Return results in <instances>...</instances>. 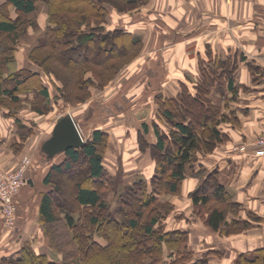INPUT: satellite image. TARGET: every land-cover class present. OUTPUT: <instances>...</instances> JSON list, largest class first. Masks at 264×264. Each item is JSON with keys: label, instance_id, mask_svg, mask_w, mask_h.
<instances>
[{"label": "rangeland", "instance_id": "1", "mask_svg": "<svg viewBox=\"0 0 264 264\" xmlns=\"http://www.w3.org/2000/svg\"><path fill=\"white\" fill-rule=\"evenodd\" d=\"M3 1L0 0V5ZM62 1L59 7L54 6L56 16L67 21L78 20L79 15L75 12L77 6L74 1ZM98 2L105 9L98 18L89 15L82 19L83 22L89 20L88 25L82 24L83 27L100 25L102 26L100 33L109 31L112 37L116 34L114 39L118 40H124L122 36H118L120 35L118 32L122 30L141 38L135 25L141 21L140 5L132 9L120 10L116 6L119 4L116 0H98ZM7 12L14 19L18 17L14 9L9 6ZM49 13L48 4L39 0L33 12L21 16L22 20L27 21L25 25L22 20L19 23V37L15 41H9L5 34H0V46L5 43L15 46V50L9 52L8 57H4L5 54L0 51L2 54L0 61L4 63L3 67L1 66L4 75L21 68L35 70L41 68L38 62L30 60V55L31 49L45 38L46 27L51 24L48 21ZM51 25L55 26L53 22ZM68 36L70 38V35ZM132 48L133 50L129 52L139 49L128 61L125 59L130 53L117 56L119 52L114 51V55L108 61L112 66L118 65V69L104 84H100L104 76H100L98 71H104L102 64H106L107 60L102 63V59L98 57V63L85 62L81 64L82 68L72 73L54 59L50 62L59 70L65 71L69 80H66V83L60 77V80L56 79L50 72H41V75L45 73L43 82L49 88V98L26 92L20 93L17 101L12 102L9 97L0 96V109L3 111L7 108L15 112L19 121L18 124H13L11 121L14 119H9L12 127L0 131V191L3 193L8 190L10 183L7 181V175L10 173L20 172L25 178L18 187L19 191L10 201L6 204L0 203V264H10V261H14L20 253H23L20 250L22 247L55 262L76 257L80 264H115V259L120 260L119 264H141L140 259L149 258L146 254L144 258L141 252L146 248L142 244L145 240L143 224L150 219L149 208H142V213L138 215L139 226L136 231L130 232L128 229L126 235H121L125 230L122 224L125 214L135 216L138 212L139 208L135 203L139 202L136 196L137 190L141 187L145 188L146 194L155 193L154 207H151L156 211L159 209L160 216L164 217L155 225L158 227V232L185 231L187 247L196 256H203L202 253L209 252L208 243L213 238L211 232L216 234V238L229 234L244 237L252 230L253 223L257 220L253 218L251 212H243V215L238 213L239 218L247 221V228L226 234L223 231H213L205 224V208L197 209L192 206L190 192L195 188L192 179L197 178L198 183L199 177L204 176V169L206 172L209 171V165L201 162L202 166H199L194 161L192 165L195 166H186L185 176L178 183L175 192L168 191V185H164V178L161 184L156 176L159 173L156 164L158 159L161 160V152L155 144L157 138L153 128H158L164 135L165 143L173 147L171 132L174 131L173 122L183 114L186 117L184 119L190 117L186 109H183L184 106L187 107V102L184 100L185 95H181L182 90L186 86L196 93L194 84L197 81L193 83L187 75L181 79L175 76L171 62H166L162 54L146 53L142 38L141 44ZM93 50L95 52L94 48ZM46 52L54 53L51 47L44 46L37 50L36 55L40 58ZM88 52L89 50H85L82 54L91 57V52L89 54ZM104 73L108 74L110 70ZM73 77L82 80L83 88L71 82ZM84 92H86L85 99L79 100V96H75L77 93L81 96ZM212 99L214 101H211L215 103L222 101L217 100L216 97ZM226 102L228 108L223 109L225 113L230 109L231 100L227 101L225 97L222 103ZM178 106H181V109ZM166 107L173 109L171 114L173 120H168L163 114ZM1 110L0 119H5ZM66 113L71 114L85 140L92 138L94 130L100 129L105 132V140L99 151L106 169L107 180L106 184L97 187L101 198L105 201V208H84L75 201V183L88 178V165L83 157L67 168L64 166L66 159L64 153H58L48 159L41 151V144L50 136L57 116ZM144 125L148 127L147 130ZM213 149L214 146L208 151ZM201 153H198L200 161L203 156ZM53 164L60 165L62 171L58 173L52 169ZM197 171L203 173L194 174ZM48 173L49 181L45 182ZM153 188L156 191L153 192ZM45 194H50L53 198L54 212L59 218L58 223H47L41 218L39 204ZM65 213L73 217L76 226L71 228L67 225ZM92 215L97 216V224L91 223ZM227 219L230 220L229 214ZM112 220L116 221L112 222ZM112 227H116L113 234ZM93 239L101 244L109 242L110 249L95 255L94 248L88 246ZM127 241H131L134 246L130 250H124ZM161 247L163 248L159 262L168 264V253L171 250L164 245ZM255 254L257 251L251 249L244 255L250 257ZM8 257L9 260H6L5 258Z\"/></svg>", "mask_w": 264, "mask_h": 264}, {"label": "trees", "instance_id": "2", "mask_svg": "<svg viewBox=\"0 0 264 264\" xmlns=\"http://www.w3.org/2000/svg\"><path fill=\"white\" fill-rule=\"evenodd\" d=\"M37 1L39 0H4L3 4L0 5V34H5L7 38H9V41H15L17 37H19L18 28L20 26L19 23L22 20L21 16H27L33 12L36 8ZM42 1L46 2L50 9V19H48V21L51 24L52 22L55 24V26L49 24L46 27L43 42L41 41L37 46L31 49L32 54L30 55V60L36 63L38 62L42 69L38 68L39 70H35L21 68L16 72L4 75L1 68L4 63L0 61L1 97H9L13 100L12 102H16L18 99L17 96H19L20 93L27 92L37 94V96L42 98H49V88L43 82V75L45 73L41 75V72H50L54 74L56 79L60 80L61 78L64 82L69 80V76L65 73V71L59 70V68L50 62L54 59L67 70L69 69L72 71V73L82 68L81 64L85 62L92 61L98 63V57L102 59V63L107 60L106 64L101 63L104 67V71H98L100 76H104L103 82L101 80L100 84H104L112 78L113 73L118 69V65L112 66V64L108 61V59L114 55V51L119 52L117 56L120 54L130 53V56L125 59V61L130 60L137 53L139 48L134 52H129V50H133V46H139L141 44V38L134 36L129 31H119L118 33H120V35L118 36H122L124 40H118L117 38L114 39L117 35L115 34L112 37V33L109 31L106 33H100L102 28L100 25L83 27L82 24L85 23L88 25L89 20L83 22L82 19L87 18L89 15L98 18L101 11L105 9V7L100 5L98 0H73L77 6L75 12L79 15L78 20L75 19L73 21L71 19L68 21L67 19H59V17L56 16L57 12L54 10V6L56 8L59 7L63 2L62 0ZM116 1L119 2L116 6L120 10H128L141 5L147 0ZM5 5L7 6L6 8ZM8 6L14 9L18 17L14 19L8 14ZM52 16L54 17L53 19ZM26 21L27 20L25 19L22 20L23 25H25ZM68 35H70V38H68ZM7 44L8 43H5L0 46V51L5 54L4 57H8L9 52L15 50L14 45L12 46L10 43L8 45ZM44 46L51 47L54 53L46 52L40 58L37 57V50ZM93 48L95 49V52ZM85 50H89V52H91V57L82 54ZM93 53L94 55L92 56ZM0 56H2V54H0ZM9 59H11V57ZM234 69V67H230L223 63L210 65L199 64V79L197 80V83L194 84L195 91L197 92L194 93L184 86L185 88H183V92L181 93V95H185L186 99L184 100L187 102V107L184 105L181 106H184L183 109H186V111L190 114V117L184 119L186 118L185 115L183 114L181 116L178 112V115L180 116L173 122L174 131H171L173 135V147L165 143L164 135L160 133L158 128H153L154 135L157 138L155 144L161 152V160L158 159L156 164V169L159 172L156 176L160 182L164 178V185H168L167 189L169 192L177 191L178 183H180L185 176L186 166H195L194 164L192 165L194 161L197 165H201L202 161L199 160L198 153L202 152L201 154H204L209 152V149L213 146L215 147L217 143L226 138L225 133L220 129V123L226 121L236 123L237 118L235 116V110L230 109L227 113H225V111L223 112V109H226L227 107V102L222 103L223 98L221 97L226 90L233 92L234 94L237 91L232 76ZM107 70H110V73L105 74L104 72ZM78 77H76V79L73 77L71 82L83 88V82H81V79V81H79ZM225 87L226 89H224ZM62 90L60 89V91ZM82 95L80 96V94L77 93L75 96H79V100L85 99L86 92ZM215 97L217 100L222 101L219 103L213 102L214 100L212 98ZM226 100L229 101L230 98L227 97ZM181 106L178 107L181 109ZM5 110L6 112L4 116H13L16 124H18L17 122L19 121L18 117H16L17 114L7 108ZM163 114L168 120H173L171 116V114H173L172 108L166 107ZM144 127L146 130L148 129L146 125H144ZM197 128H199V130H197ZM257 134L258 133L254 134V136ZM104 135L105 132L102 130H94L92 138L90 140H86V143L83 146L77 148L70 147L62 152L66 156L64 166L67 168L71 165V163L78 162L82 157L88 165V178L75 183L74 193L75 201L84 208L98 207L101 209L106 206L105 201L101 198V194L97 188L98 186L100 187L106 184L107 180L106 169L102 163V155L99 151V148L103 145L105 140ZM51 168L58 173L62 171L61 166L57 164H53ZM196 173H203V171L194 172V174ZM44 181H49V173L45 177ZM161 184H163V182H161ZM154 188L156 189V187ZM154 188L153 192L156 191ZM158 190L159 189H157V191ZM137 192L138 195L136 194V200L139 202L135 204L137 208H139L138 212L135 216L125 214V220L122 222L125 226V230L121 232V235H126L128 233V229L130 232L136 231L139 226L138 215L142 213V208H149L148 212L151 216L150 219L143 224L145 240L142 241V244L145 245L147 249L145 248V250L143 249L141 251L143 252L144 258V254H146L149 258L147 260L145 259L146 261L143 258L140 259L139 262L141 264H160L159 257L162 255L161 251L163 247L161 246L163 245L171 250L168 253V264H211L209 260V252L202 253L204 254L203 256H196L187 247L185 231L176 230L163 231L162 233H159V230H157L158 227L155 225L158 224L162 216H160L159 209H157V211L155 208L153 209L155 193L150 192L149 194H146L144 187L139 188ZM190 198L194 208H205L206 211H204V221L211 230L223 231L224 233L229 234L232 232H238V230L248 227L247 221L238 217L240 205L233 200V194L226 189L223 184L217 181L215 171L206 172L204 169V176L199 177V182L190 192ZM53 203L54 201L53 198L50 197V194H45L42 196L39 204L41 218H43V220L47 223H58L59 220L58 216L54 212ZM228 214L230 215V220L227 219ZM65 219L69 227L73 228L76 226L73 217H71L69 213H65ZM163 219L164 217L162 220ZM90 221L92 224H97V216L92 215L90 217ZM114 221L116 220H112V222ZM115 229L116 227H112V234L115 232ZM108 231L106 232L109 233ZM88 246L94 248L95 255L105 253L110 249L109 242L101 244L96 239H93ZM132 247L134 246L131 244V241H127L124 250H130ZM20 250L23 253H20L14 261H10V264H80L78 258L76 257L69 260L65 259L62 262H55L47 259L46 256L32 252L30 249L25 247H22ZM255 250L257 251V254L252 257L240 254L239 257H237L235 264H264V247H260ZM144 251H146V253H144ZM151 254H153V256H150ZM9 258L10 257L5 259L9 260ZM114 263L119 264L120 260L115 259Z\"/></svg>", "mask_w": 264, "mask_h": 264}, {"label": "crops", "instance_id": "3", "mask_svg": "<svg viewBox=\"0 0 264 264\" xmlns=\"http://www.w3.org/2000/svg\"><path fill=\"white\" fill-rule=\"evenodd\" d=\"M140 15L135 25L146 53L162 54L180 79L187 75L197 81L200 63L235 68L237 91L226 90L221 97L230 98L236 123L221 122L226 138L202 156L240 205L238 213L251 212L257 220L244 237L216 238L211 232L210 263L235 264L240 254L264 247V156L255 155L251 146L236 148L264 132V0H147L140 5ZM5 112L1 110L3 116ZM4 118L1 132L12 127L13 118Z\"/></svg>", "mask_w": 264, "mask_h": 264}, {"label": "water", "instance_id": "4", "mask_svg": "<svg viewBox=\"0 0 264 264\" xmlns=\"http://www.w3.org/2000/svg\"><path fill=\"white\" fill-rule=\"evenodd\" d=\"M85 143L86 140L82 137L71 114L66 113L57 116L50 136L41 144V151L50 159L67 148H77Z\"/></svg>", "mask_w": 264, "mask_h": 264}, {"label": "built area", "instance_id": "5", "mask_svg": "<svg viewBox=\"0 0 264 264\" xmlns=\"http://www.w3.org/2000/svg\"><path fill=\"white\" fill-rule=\"evenodd\" d=\"M226 3H230L234 0H224ZM251 1V0H246ZM248 146L253 147V152L257 156H264V132L258 133L256 136H254L251 140H249L246 143H241L240 145L236 146L239 150H244ZM25 180L24 177H22V174L20 172L10 173L7 175V181L10 183L8 185V190L4 191L3 193L0 191V203H7L10 201L12 196L18 192V187L20 183H22Z\"/></svg>", "mask_w": 264, "mask_h": 264}]
</instances>
